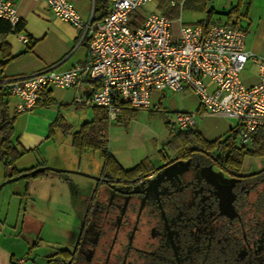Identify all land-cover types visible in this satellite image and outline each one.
<instances>
[{
    "label": "flooded vegetation",
    "instance_id": "af4514ba",
    "mask_svg": "<svg viewBox=\"0 0 264 264\" xmlns=\"http://www.w3.org/2000/svg\"><path fill=\"white\" fill-rule=\"evenodd\" d=\"M216 150H165L124 175L78 173L87 182L73 190L74 222L63 241L53 236L62 244L47 264H264V164L229 167Z\"/></svg>",
    "mask_w": 264,
    "mask_h": 264
},
{
    "label": "built area",
    "instance_id": "2783aa9c",
    "mask_svg": "<svg viewBox=\"0 0 264 264\" xmlns=\"http://www.w3.org/2000/svg\"><path fill=\"white\" fill-rule=\"evenodd\" d=\"M148 0H110L109 12L83 19L71 0H46L56 17L80 29L88 55L82 64L56 70L50 64L30 74L0 79L8 94L17 98L16 113L32 110L50 86L77 87L85 79L94 84L88 96L102 107L109 121L122 105L150 107L153 90L190 89L198 108L176 113L178 129L195 125L198 113L233 117L237 124L230 137L246 144L259 130L264 134V56L244 47V30L237 23H185L179 15L150 12L141 23L131 24V13ZM169 7L179 5L168 1ZM0 17L12 24L19 20L10 0H0ZM176 23L175 31L172 29ZM26 41L25 37H22ZM257 67L255 80L246 84L241 76L246 64ZM76 94V101H80ZM236 142V141H235Z\"/></svg>",
    "mask_w": 264,
    "mask_h": 264
},
{
    "label": "crops",
    "instance_id": "0c3cea01",
    "mask_svg": "<svg viewBox=\"0 0 264 264\" xmlns=\"http://www.w3.org/2000/svg\"><path fill=\"white\" fill-rule=\"evenodd\" d=\"M10 1L16 7L19 19L23 22V29L19 33H9L6 36L10 52L14 57L3 66V78L30 74L50 64H53L56 70L62 71L82 64L86 60L88 45L84 41L79 42L80 29L56 17L46 0ZM71 1L83 19L90 17L94 0ZM144 16L140 15L132 19L134 25L141 23L140 19ZM242 16L247 17L245 26L239 25L245 31L244 47L264 56V0H249L246 14L238 18ZM22 37H25L26 41ZM93 87L94 84L85 79L73 88L50 86L47 91L52 101L49 103L41 101L35 108L23 113L14 111L17 98L7 93L8 112L10 116H14L12 139L28 149L16 160L17 169L25 170L39 165L61 168L76 167L74 156L64 157L60 154V146L52 137L54 126L56 124L64 128L72 126L64 123L65 116L62 111V107L70 104L84 107L90 105L91 109L84 108L86 116L83 122L90 120L93 116V105L89 103L88 96ZM164 90L166 89L151 92L150 106L161 103ZM189 92L192 98L183 103L182 111L193 109L198 102L196 95L192 91ZM77 93L80 94V101H76ZM197 108L196 106L195 109ZM120 114L123 115L122 112ZM79 126L75 127L71 135ZM107 138L110 152L124 168L132 167L146 156L152 159V154L148 153L145 146L143 148L134 147L129 143L125 149L124 131L122 130L111 131L109 127ZM119 140H122L123 144H120ZM129 148L136 150L134 151L135 156L128 151ZM87 165L90 167V164L87 163ZM78 168H81V161H79ZM70 171L74 172L72 169L68 170ZM4 177L5 173H0V181ZM66 181L64 175L44 173L33 179L28 178L24 184L9 187L7 191L1 193L0 264H47L51 248L50 245H43L41 233L48 221L59 220L56 213L60 210L59 205H73L74 203L72 200L74 198L70 195L73 192L65 194L62 187ZM27 220L31 223L29 227L26 225ZM33 224L34 227H32ZM35 224L40 227L39 233L34 232Z\"/></svg>",
    "mask_w": 264,
    "mask_h": 264
},
{
    "label": "rangeland",
    "instance_id": "374dc122",
    "mask_svg": "<svg viewBox=\"0 0 264 264\" xmlns=\"http://www.w3.org/2000/svg\"><path fill=\"white\" fill-rule=\"evenodd\" d=\"M180 2L181 6L179 5L178 15L185 23H199L200 21L207 18L208 12H210L211 9V20H213L214 23H224L226 20V11L236 4L237 0H180L179 4ZM168 8V2H165L159 6L158 0H148L145 4L137 7L134 10V13L144 16L150 12H163ZM246 18V16L237 18V24H242L244 27ZM256 71L257 67L255 64L247 63L241 72L243 81L246 84L251 83L255 78ZM189 91L191 90L185 89L172 91L166 89L163 92L164 95L162 96V100L159 105L155 104L147 108H135L132 113L124 112V114L121 115L116 121L113 120L110 122V130L124 131V144L122 140H119V143L123 144L125 149H127L129 143H131L134 147L143 148L145 146L148 153L150 155L152 154V160L156 161L158 159V150L162 147V143L170 138L171 126L175 129H178L177 125L175 124L176 113L177 111L183 110L182 105L187 99L192 98V94ZM196 106L198 107V102ZM195 107L187 111H194L196 110ZM84 108L91 109L90 105L84 107L76 104H70L68 106L62 107V111L65 116L64 123L70 124L72 126L64 128L63 126L56 124L54 126V134L52 137L56 139L57 145L59 144V152L62 154V156L68 157L71 155L75 157L74 159L76 162L74 165L76 167L64 168L78 170L85 173H97L102 169L103 163L102 158L97 154V152L93 150H84L83 153L80 154L78 150L73 148L70 142L71 132L76 129L79 124H81V122H83V119L85 118L84 116H86L84 113ZM236 124V119L228 116L202 113H198L195 116V127L207 139L223 137L225 134L230 133L231 129L233 130ZM234 141H239L237 135ZM128 151L132 154V156L136 155L134 152L136 150L133 148H129ZM79 161H81L80 169L78 168ZM87 163L90 164V167L87 165ZM258 164H264V155L246 156L244 158L243 168H254ZM5 170L6 169L3 163L0 161V173L4 174ZM8 171L11 173L12 168H8ZM45 173H58L60 175H64V177L67 178L65 185L62 186L65 194H68L73 190L75 191L77 184L82 186L86 185L87 182V178L73 171L54 172L51 170H45ZM35 177L36 176H25L5 183L0 188V195L1 193L7 191L9 187L20 185V183L24 184L28 178L33 179ZM3 179L1 181H3ZM74 191L73 194H70L71 197L77 194ZM58 207L60 210L56 213L58 214L59 220L48 221L41 233V242L43 245L54 244L56 241L53 236H56L57 234H59L57 237L63 241L65 230L71 227L74 222V219L72 218L74 214L73 205L65 204L64 206L59 205ZM30 224L31 223H29L27 220L26 225L29 227ZM40 225H42V223H40ZM37 226L38 225L35 224V233H39L40 227ZM32 227H34V224ZM56 244L62 243L56 242Z\"/></svg>",
    "mask_w": 264,
    "mask_h": 264
},
{
    "label": "trees",
    "instance_id": "16d2710c",
    "mask_svg": "<svg viewBox=\"0 0 264 264\" xmlns=\"http://www.w3.org/2000/svg\"><path fill=\"white\" fill-rule=\"evenodd\" d=\"M169 0H158V5ZM179 2L180 0H176ZM249 0H237V3L230 7L226 11V20L224 23H236L237 18L240 15H245L247 11ZM212 11V9H211ZM211 11L208 12L207 18L200 21L199 24L204 27L214 23L211 20ZM109 12V0H94V6L92 10V17L94 19L102 18ZM163 13L169 18H175L178 16L177 5L169 7L164 10ZM140 15L138 13H131V24L134 25L133 20ZM236 17V18H235ZM140 20H143L140 19ZM176 23L173 22L172 29L175 31ZM23 29L22 20H18L12 24L9 20L0 17V79H2L3 66L14 57L10 52V45L6 41V36L9 33H19ZM31 47V45H30ZM42 102L49 103L52 101L48 91L43 92ZM135 108L122 105V113H132ZM93 116L90 120H87L79 126L71 135V144L78 150L83 152L84 150H93L102 158V173H119L124 175V171H139L146 170L153 166V160L150 157H144L138 163L130 168H124L121 166L116 158L112 155L108 147V129L110 122L106 111L99 106L93 105ZM121 116V114H119ZM116 118V120L120 117ZM57 122V119H56ZM232 130V129H231ZM170 138L162 143V147L158 150V154H163L165 150L169 152H183L184 149L190 145L213 150L217 148V152L220 151V160L223 164L229 167L239 168L241 167L243 160L246 156L264 155V134L259 130H256L248 143L235 145V141L230 137V133L225 134L223 137L215 139H207L202 133L195 127L190 126L185 129H175L171 126ZM14 133V116H10L8 112L7 91L0 84V161L5 167V177L8 178L17 175L23 171L15 167L16 160L28 151L22 147L16 140L12 139ZM12 168V172L8 171V168ZM36 167V166H35ZM45 171L35 173L31 176L43 175Z\"/></svg>",
    "mask_w": 264,
    "mask_h": 264
},
{
    "label": "water",
    "instance_id": "95a60500",
    "mask_svg": "<svg viewBox=\"0 0 264 264\" xmlns=\"http://www.w3.org/2000/svg\"><path fill=\"white\" fill-rule=\"evenodd\" d=\"M45 170H51V171H54V172H63V171H68L69 169H66V168H61V167H55V166H51V165H39V166H36L30 170H26V171H23L17 175H14V176H11V177H8V178H4L3 181H1L0 183V188L7 182H10L12 180H15V179H18L20 177H25V176H31L35 173H38V172H41V171H45ZM74 172H77V173H85V172H81V171H78V170H74Z\"/></svg>",
    "mask_w": 264,
    "mask_h": 264
}]
</instances>
